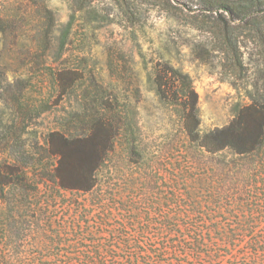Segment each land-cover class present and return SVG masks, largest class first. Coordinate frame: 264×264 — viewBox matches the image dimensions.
<instances>
[{"label":"rangeland","instance_id":"374dc122","mask_svg":"<svg viewBox=\"0 0 264 264\" xmlns=\"http://www.w3.org/2000/svg\"><path fill=\"white\" fill-rule=\"evenodd\" d=\"M0 4L13 34L4 48L0 33V63L7 66L8 81L14 83L15 76L32 68L23 103L31 108L47 100L51 105V110L34 115L23 129L20 143L32 157L57 167L59 157L53 152L62 150L61 138L87 130L86 123L100 114L97 101L112 110L114 148L95 177L103 189L104 214L111 212L109 228L122 230L124 236L117 237V250L107 259L155 264L171 258L170 251L160 252V248L175 239V229L264 228V215L253 214L252 206L244 205L239 211L227 205L233 194L241 206L245 203L240 185L245 175L222 172V159L214 156L208 165L194 153L178 111L160 99L155 86L156 68L166 64L188 75L198 96L200 131L223 128L241 107L259 99L255 84L264 90V64L261 55L252 52L250 41L245 49L249 75L236 81L222 71L220 57L210 64L197 55L207 35L186 22L191 8H196L192 0H93L83 10H76L71 0H0ZM47 10L54 16V44L39 50L37 56L32 40L47 30ZM64 69L72 71L67 80L75 77L77 81L74 90L59 92L52 74ZM3 91L0 133L16 117ZM191 155L197 157L193 166ZM225 163L232 167L240 162L228 157ZM232 183L236 190L225 191L223 187ZM96 194L97 190L88 194L61 191L57 206L65 210L76 201L72 211L89 212L94 223L100 217ZM110 238L105 231L96 242L107 243ZM66 240L63 246L68 249ZM45 256L43 262L53 261Z\"/></svg>","mask_w":264,"mask_h":264},{"label":"trees","instance_id":"16d2710c","mask_svg":"<svg viewBox=\"0 0 264 264\" xmlns=\"http://www.w3.org/2000/svg\"><path fill=\"white\" fill-rule=\"evenodd\" d=\"M71 1L76 10H83L93 2ZM192 1L196 8H191L192 14L186 16V22L207 35L202 49L197 52L202 61L211 64L214 58L220 57L222 71L234 80L242 81L249 75L250 63L246 62L245 49L250 41L252 52L257 51L264 64V0ZM1 6L0 33L5 48L13 34L8 30L10 18L2 14ZM45 25V33L32 40L36 55L39 50H48L54 44L51 34L55 22L49 10ZM31 72L32 68L24 70L11 83L7 66L0 63V89H4L5 102L15 109L16 115L15 122L0 133V264H126L119 258L109 260L106 257L116 252L115 240L124 233L118 228H109L111 212L107 210L104 214L103 189L95 177L105 167L106 157L114 148L113 124L109 122L112 110L97 101L99 116L86 123L88 128L84 133L61 138L62 150L53 152V156L59 157V163L52 169L32 157L20 143L27 122L34 115L51 110L47 100L31 108L23 103L31 85ZM71 73L66 69L55 70L52 81L56 91L75 89L77 78L69 77V81L66 78ZM155 86L160 99L178 111L194 153L206 159L208 165L214 156L222 159V172L233 170L234 175H245L240 184L246 193L245 203L241 206L233 194L227 205L239 211L244 205L252 206L253 214L264 215V90L255 84V93L260 100L253 99L241 107L227 126L202 133L198 96L191 78L166 64L156 68ZM13 87L17 89L14 91ZM228 157L240 163L230 167L225 163ZM190 159L193 166L197 157L191 155ZM52 173L54 176L48 178ZM235 185L232 183L223 188L234 192ZM95 190L98 191L94 195V204L100 210L99 221L91 223L89 212L82 215L84 212L80 213L79 208L72 211L76 201L69 203L64 211L57 206V194L61 191L88 194ZM173 195L177 197L175 193ZM105 231L111 234V240L97 243ZM173 234L175 239L171 244L160 248V252L170 251L172 257L158 259L155 264H264V228L251 225L193 227L175 229ZM66 239L71 243L68 249L63 246ZM125 243L132 246L130 241ZM45 255L52 256L53 261L43 262ZM130 264L151 263L134 261Z\"/></svg>","mask_w":264,"mask_h":264}]
</instances>
